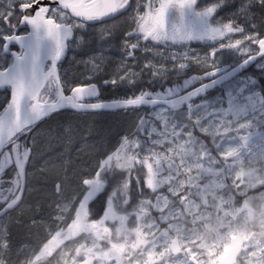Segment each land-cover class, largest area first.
<instances>
[{
  "label": "rangeland",
  "instance_id": "obj_1",
  "mask_svg": "<svg viewBox=\"0 0 264 264\" xmlns=\"http://www.w3.org/2000/svg\"><path fill=\"white\" fill-rule=\"evenodd\" d=\"M112 28L78 31L74 45L93 53L76 54V78L89 60L92 80L119 73L118 50L96 45ZM238 88L230 102L226 88L210 97L226 95L222 111L63 115L33 131L25 200L0 219V264H216L237 234H252L237 264H264V96ZM78 188L89 198L79 218Z\"/></svg>",
  "mask_w": 264,
  "mask_h": 264
},
{
  "label": "snow or ice",
  "instance_id": "obj_2",
  "mask_svg": "<svg viewBox=\"0 0 264 264\" xmlns=\"http://www.w3.org/2000/svg\"><path fill=\"white\" fill-rule=\"evenodd\" d=\"M225 2L216 0L202 5L201 0H114L107 13L93 15L77 0H0V93L4 95L0 101V122H10L13 114L21 110L34 120L63 107L103 110L137 108L147 103L153 94L146 91L122 100L93 103L98 100L100 89L85 81H91L99 71L96 61H81L86 68L90 64L91 69L80 83L69 84L61 71L60 62L68 42L78 31L125 12L131 20V27L125 30L126 56L135 58L137 49L164 56L171 45H183L170 51V65L146 59L141 67L153 77L161 71L174 72L175 80L185 77L173 84L178 94H184L183 99L191 97L192 102L222 111L228 106L226 95L209 98L212 89H228L230 102L232 87L239 86V97L245 85L260 89L264 83L260 80L264 77V25H258L251 14L255 7L264 9V0H245L238 10L242 15L247 13V26L232 19L213 22ZM193 41L208 47L193 48ZM159 44L165 48L156 47ZM118 72L106 83L134 84L142 75L135 63L127 61L120 63ZM41 100L46 103H39ZM224 258L221 256V260ZM149 264H154L151 256Z\"/></svg>",
  "mask_w": 264,
  "mask_h": 264
},
{
  "label": "flooded vegetation",
  "instance_id": "obj_3",
  "mask_svg": "<svg viewBox=\"0 0 264 264\" xmlns=\"http://www.w3.org/2000/svg\"><path fill=\"white\" fill-rule=\"evenodd\" d=\"M81 1H83V0H78V2H81ZM86 2L88 3V2H90V0H86ZM214 2H216V0H206V1L201 0L202 5L203 4H211ZM227 2H228V0H226V2L224 3V4H226L225 7L228 5ZM224 4L222 6H224ZM225 7L219 8L216 15L213 17V22H215L218 19L228 20V11L225 10ZM246 15H247V13H246ZM128 17H129V13L125 12L121 16L116 17L115 19L106 20V21H103L102 23L90 24L88 26V29L98 28L97 30H99V29H103L106 25H113V28L109 32H106V30H105V33H102L99 31L98 38L96 41V45L100 44L99 46H102V47H103V45L104 46L109 45L110 47L117 49L118 52L116 53V55L119 57L120 63L123 60H126V61L128 60V61H132V62L134 61L133 63L136 64L137 71L142 72V75L137 77L136 82L134 84H130L127 81L119 82L117 85H113L111 83H106V81H110L114 76L119 75V73H116V72L113 75L106 76L105 74H103L102 76L100 75L99 79H95V80H91V81H85V82L97 84L99 89H100V94H99V97L97 98L98 100L93 101V103L105 101V100H113V99H116L115 97H119V96L127 97L131 94H135L141 90H146V89L154 91L157 89H164L166 87H171L172 90L175 91L176 89L173 87V84L174 83H180L185 78V77H180L179 80H175L176 74L174 72H171V71H169L167 73L161 71L158 76L153 77L149 70L143 69L141 67L143 62L146 59L155 61L156 64H163V63L167 62L170 65L171 61L167 60V57H168L170 51L182 48V47H184L183 45H171L168 49H165L164 56H157V55H154L152 53H144L141 49L136 50V57L135 58H128L126 56L123 45H124V41L126 39L125 30H126V28L131 27V20ZM245 25L247 26V22L245 23ZM78 33H77V35H75L74 40H72L68 43L69 46L67 48V55L60 62L61 71L65 73L64 78H65V80L68 81L69 84H74L77 82L80 83L83 81L82 79H78L73 75L74 60L78 61L80 59V57H77L76 54L86 56L91 51V49L89 48L88 51L86 49H84V51L79 52L78 44H77V46L74 45L77 42V38L79 35ZM105 34H109L108 39L104 38ZM88 35H89L88 32H86V37H88ZM101 38H103V41H100ZM83 43L84 44L88 43L87 38ZM156 47L165 48V45L159 44V45H156ZM191 47L204 49V48L208 47V45L205 43H202L200 41H193V42H191ZM81 50H82V48H81ZM90 53H93V52H90ZM104 54H105V52H104ZM81 59H84V58H81ZM200 70L205 71V69H200ZM223 90H224V88H215L214 90H211L208 94L209 98L213 97L214 95L218 94L219 92H221ZM179 94H183V93H179ZM179 94L176 93L174 96H178ZM198 103L199 102H196V104H198ZM131 111H134V110H124L122 112L129 113ZM97 113H120V112H111V111L80 112V111H75V110H63V111L51 116L49 119L45 120L44 122H42L38 126H36L35 129L31 131L29 136L33 133V131H36V129H38L40 126H43L44 124L48 123L49 121H51L53 119H57L58 117H61L63 115L64 116H70V115L71 116H80V115L81 116H88V115H95ZM22 141H23V139L18 140V142H14L11 146H9L5 155L0 160V165H1L0 173H2L1 176L15 174V170H11V171L5 170L4 171V167H2L3 164L1 162L3 161V163H4V159H6V162L9 161L6 157L11 158L12 156L10 154H12V153L14 154V158H16L18 156V153L21 154V152H23V149H24V146L21 144ZM31 151H32V147H31ZM7 152H8V154H7ZM29 166H30V164H29ZM27 175H28V171H27ZM84 183L87 185V184H89V181L86 180V181H84ZM9 185L10 184H8L6 182L1 183V190L4 193H3V197H0V204L4 198H7V196L10 198L11 187L9 188ZM80 190H81L80 188L77 189L76 197L74 198V202L71 205L72 207H74L78 210V213H77L78 218L81 217L80 214L83 215V213H84L83 211L87 210L88 205H89L88 194L86 193L84 195L83 192L80 193ZM4 196H6V197H4ZM6 203L3 206H5ZM20 206H19V208H20ZM16 210H13L11 212H14ZM11 212H9V213H11ZM64 234H66V232L63 231V233L60 237H62ZM57 241L53 242V240H52L53 243H57Z\"/></svg>",
  "mask_w": 264,
  "mask_h": 264
},
{
  "label": "water",
  "instance_id": "obj_4",
  "mask_svg": "<svg viewBox=\"0 0 264 264\" xmlns=\"http://www.w3.org/2000/svg\"><path fill=\"white\" fill-rule=\"evenodd\" d=\"M80 3H82L83 5H86L88 8V11L91 14L103 15L109 11V8L114 3V0H90V2L88 3L86 2V0H83ZM74 38H75V35L73 36L72 39L69 40V42L74 40ZM45 53H47V46L45 48ZM66 55H67V51H66ZM66 55L64 56V58L66 57ZM183 95L184 94H180L178 96L172 97L169 92H164V93L160 92L158 97L156 98L150 97L147 103L137 108H141V107L155 108L158 106H166L171 109H178L184 105L191 106L192 104L191 97H189L188 100H185L182 98ZM123 99H126V98H123ZM114 100H122V99L105 100V101H100V102H95V103H101V102L106 103V102H110ZM39 103L44 104L46 103V101L41 100ZM123 109H131V108L118 107L115 109L105 108L103 110H76L75 108H72V107H63L58 111L49 110V112L45 114L42 118H37L34 120L29 118V115L26 111L21 110L18 113L13 114L10 122L8 121L0 122V153L8 146V144L14 138H16L22 132L27 131V130H29L30 132L33 128H35L43 120L63 110H75V111H81V112H90V111L97 112V111H115V110H123ZM29 157H30V150H28L24 160L20 162L19 192L13 200L7 203L0 210V219L4 217L8 212L16 209L22 203L24 199V195H25L26 188H27V166L29 163ZM0 191H1V188H0ZM61 235H62V232H58L56 237L53 239V242H56ZM251 237H252V234H250L249 236L242 235V234H237L233 236L230 239V244H229L227 253L224 255L225 258L223 260H221L220 258L216 264H237L238 260L241 257V252L243 250L244 244L248 242V240ZM170 250L174 254H179L181 252L182 246L177 237L172 240L170 244ZM114 251L115 249H111L109 252L106 253V255H110ZM192 261L194 262V264H201L200 261L196 258H192Z\"/></svg>",
  "mask_w": 264,
  "mask_h": 264
},
{
  "label": "trees",
  "instance_id": "obj_5",
  "mask_svg": "<svg viewBox=\"0 0 264 264\" xmlns=\"http://www.w3.org/2000/svg\"><path fill=\"white\" fill-rule=\"evenodd\" d=\"M244 2H245V0H236V1L235 0H228V2H227L228 5L225 7V10L228 11V19L238 20L242 24H245L247 22V20L245 19L246 14L242 15V14L238 13V10L240 9V7L243 5ZM251 14H252L254 20L256 21V23L258 25H264V9H261L259 7H255V8H253L251 10ZM254 14H256V15H254ZM260 80L264 81V78L260 77ZM261 86H262V89H264V83H262ZM0 94L2 95L3 93H0ZM262 94L264 96V91H262ZM155 96H156V94H155ZM123 97L124 96H119V97H115V98H123ZM184 108H186V107H184ZM28 132H29V130H27V132L26 131L22 132L20 135H18L10 143L12 145L14 142H18V140L23 139L21 144L24 146V149H23V152H21V154H19V157L15 158L14 160H11V158H10L11 161L10 160L7 161L6 170L7 171L15 170V174H13V175H3L4 177L0 175L1 176L0 177L1 183L2 182H6V183L10 184L9 188L11 187L10 198L7 196V198H4L1 201L0 209L3 207V205L7 201H9L13 197H15V191H16L15 189L17 188V186L19 184V175L17 174V171H18L17 160H20V162H22V160L26 157L27 150L30 147V137H29V133ZM5 153H6V149H4V151L0 154V160L5 155ZM3 193H4L3 191L0 193V197H3ZM4 197H6V196H4Z\"/></svg>",
  "mask_w": 264,
  "mask_h": 264
},
{
  "label": "bare ground",
  "instance_id": "obj_6",
  "mask_svg": "<svg viewBox=\"0 0 264 264\" xmlns=\"http://www.w3.org/2000/svg\"><path fill=\"white\" fill-rule=\"evenodd\" d=\"M236 1V0H235ZM232 3V2H231ZM241 8V7H240ZM236 9V8H235ZM231 13V12H230ZM234 13V12H233ZM254 15H256V14H254ZM263 19V18H262ZM256 22V21H255ZM103 41V40H102ZM77 46V45H76ZM81 52V51H80ZM74 57V56H73ZM69 61V60H68ZM108 62V61H107ZM97 75V74H96ZM78 83V82H77ZM27 132V131H26ZM86 140V139H85ZM77 144V143H76ZM7 154H8V152H7ZM43 162V161H42ZM3 167V166H2ZM3 170V169H2ZM83 181V180H82ZM18 182V181H17ZM122 183V182H121ZM16 190V189H15ZM63 192V191H62ZM21 228L23 227L22 226V224L21 225H19ZM13 239V238H12ZM21 242V241H20ZM30 245V244H29ZM32 245V244H31Z\"/></svg>",
  "mask_w": 264,
  "mask_h": 264
}]
</instances>
